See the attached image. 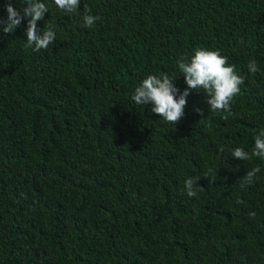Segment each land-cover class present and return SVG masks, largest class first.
I'll return each instance as SVG.
<instances>
[{
    "label": "trees",
    "instance_id": "obj_1",
    "mask_svg": "<svg viewBox=\"0 0 264 264\" xmlns=\"http://www.w3.org/2000/svg\"><path fill=\"white\" fill-rule=\"evenodd\" d=\"M42 2L47 49L25 46L27 17L0 24V264H264V160L231 156L264 130V0ZM8 3L26 6L0 0L5 20ZM197 47L244 78L230 111L190 90L172 125L134 103L148 75L183 92L177 59Z\"/></svg>",
    "mask_w": 264,
    "mask_h": 264
},
{
    "label": "clouds",
    "instance_id": "obj_2",
    "mask_svg": "<svg viewBox=\"0 0 264 264\" xmlns=\"http://www.w3.org/2000/svg\"><path fill=\"white\" fill-rule=\"evenodd\" d=\"M23 3L26 6L19 10L11 3L6 5L7 18L6 20L0 18V24L4 25L2 32L5 34L14 32L27 17L25 46L37 52L47 49L55 42L56 32L52 26L48 25L41 34V30L37 27V22L43 20L45 13L48 12L46 3L42 0H23ZM54 3L67 13H76L81 0H54ZM84 9L82 27L91 28L100 17L91 15L87 5L84 6ZM177 66L187 85L183 92H180L174 85L173 81L176 78L170 77L166 72L159 76L148 75L135 88L131 97L134 103L143 107L151 104L150 111L172 125L178 123L185 115L190 90L203 91L211 111H230V105L234 97L239 95L240 85L244 83V78L237 74L236 66L230 64L229 58L222 55L219 49L197 47L190 57L180 56L177 59ZM247 67L252 74L259 71L255 59L250 60ZM197 111L201 112L199 109ZM231 156L243 161L251 160L253 157L264 160V130L255 135L251 153L242 147H236L232 150ZM260 171L259 167H253L247 171L240 185L241 188L251 184ZM198 181L199 179L195 177H189L184 181L183 190L188 197H197L198 190L203 189L199 186ZM237 203H242V201L238 200ZM250 215H254V213H250Z\"/></svg>",
    "mask_w": 264,
    "mask_h": 264
}]
</instances>
